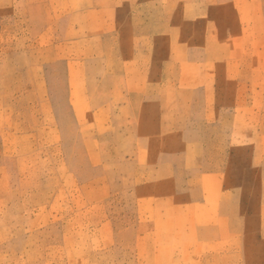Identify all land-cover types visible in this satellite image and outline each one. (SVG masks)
<instances>
[{
    "label": "rangeland",
    "instance_id": "1",
    "mask_svg": "<svg viewBox=\"0 0 264 264\" xmlns=\"http://www.w3.org/2000/svg\"><path fill=\"white\" fill-rule=\"evenodd\" d=\"M0 264H264V0H0Z\"/></svg>",
    "mask_w": 264,
    "mask_h": 264
},
{
    "label": "crops",
    "instance_id": "2",
    "mask_svg": "<svg viewBox=\"0 0 264 264\" xmlns=\"http://www.w3.org/2000/svg\"><path fill=\"white\" fill-rule=\"evenodd\" d=\"M132 177V178H131ZM221 176L216 173H206L199 170L197 175L192 174L187 176L188 187L186 189H179L178 181L180 180L178 176L167 175L159 176L157 184L159 187L153 185L150 192L151 196H169L178 194L183 195L185 192L191 195L192 200L188 201L184 206L189 209L191 206H195L198 210L192 213L191 221L193 223L183 224V222H189V216L187 218L182 214L179 218L180 223L176 220L173 221L172 225H176L177 229L180 231V234L183 237V234H186V230L189 228H199L202 230V236L204 240H208L211 237L214 238L218 227V218L220 216L219 204H220V192H221ZM135 178V177H134ZM133 176H119V179L122 181H127L134 179ZM199 183V184H198ZM123 186V183H120ZM197 185H202V188L199 189V194L196 196ZM152 186V185H151ZM159 191V192H157ZM163 191V192H161ZM194 193V194H192ZM199 197V198H198ZM183 207V206H182ZM189 215V214H185ZM191 215V214H190ZM202 215L203 219H200ZM156 227V223H155Z\"/></svg>",
    "mask_w": 264,
    "mask_h": 264
}]
</instances>
